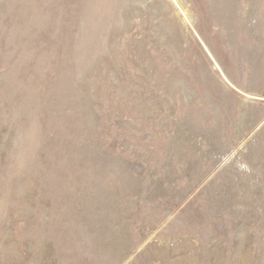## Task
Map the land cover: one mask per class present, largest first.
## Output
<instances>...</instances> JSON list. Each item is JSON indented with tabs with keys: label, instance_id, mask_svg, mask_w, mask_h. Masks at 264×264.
<instances>
[{
	"label": "rangeland",
	"instance_id": "rangeland-1",
	"mask_svg": "<svg viewBox=\"0 0 264 264\" xmlns=\"http://www.w3.org/2000/svg\"><path fill=\"white\" fill-rule=\"evenodd\" d=\"M0 264H264V0H0Z\"/></svg>",
	"mask_w": 264,
	"mask_h": 264
}]
</instances>
